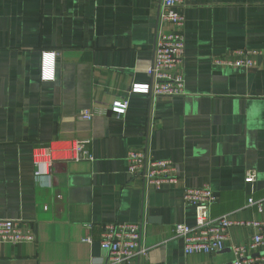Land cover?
Listing matches in <instances>:
<instances>
[{
	"label": "crops",
	"instance_id": "crops-1",
	"mask_svg": "<svg viewBox=\"0 0 264 264\" xmlns=\"http://www.w3.org/2000/svg\"><path fill=\"white\" fill-rule=\"evenodd\" d=\"M161 3L0 0V217L36 238L0 243V264H109L107 223L143 224L147 252L131 264H233L231 246L252 228L232 227L210 254H187L175 235L196 223L188 187L212 189V218L264 220V0H185L186 94L176 97L131 91L150 82ZM243 49L258 52L255 66L216 62ZM119 95L129 101L122 115L111 109ZM87 108L92 119L79 115ZM59 141H86L91 158L37 164V149ZM130 150L172 160L179 181L130 175Z\"/></svg>",
	"mask_w": 264,
	"mask_h": 264
},
{
	"label": "built area",
	"instance_id": "built-area-1",
	"mask_svg": "<svg viewBox=\"0 0 264 264\" xmlns=\"http://www.w3.org/2000/svg\"><path fill=\"white\" fill-rule=\"evenodd\" d=\"M185 0H162L158 27L154 43V59L148 67L150 76L148 83H135L131 91L147 93L154 97H176L186 94L185 78L182 64L186 54L185 25L186 17L179 8ZM236 59H218L216 62L229 67H253L256 61L252 58L257 51L252 49L237 50ZM43 64L44 78L54 76V54L45 53ZM53 61L51 62V59ZM114 113L122 115L129 107L128 99L117 96L111 105ZM93 109H82L79 115L92 119ZM57 145H49L37 149L34 153L37 164H49L58 160H81L91 158L86 141H59ZM130 175L142 177L150 185L156 187L166 183L179 181L178 170L170 159H154L149 153L130 150L127 155ZM255 169H248L246 180L254 182L257 178ZM184 198L189 205L195 207L196 223L194 226L177 224L174 227L176 236L184 240L187 254L215 253L226 247L231 228L245 226L252 228L254 234L245 243L233 244V264H264V220H233L227 216L212 218L210 210L216 196L208 186L188 187L184 190ZM249 204H257L262 211L261 201L249 198ZM142 223H107L101 233V245L108 253L109 264H131L132 260L146 255L147 249L142 246ZM35 235L31 229L21 227L20 221L0 217V243L17 244L33 243ZM89 242L91 238L87 239Z\"/></svg>",
	"mask_w": 264,
	"mask_h": 264
}]
</instances>
